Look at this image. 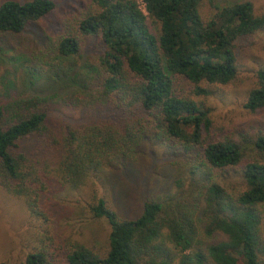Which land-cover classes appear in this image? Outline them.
I'll use <instances>...</instances> for the list:
<instances>
[{
	"label": "trees",
	"instance_id": "1",
	"mask_svg": "<svg viewBox=\"0 0 264 264\" xmlns=\"http://www.w3.org/2000/svg\"><path fill=\"white\" fill-rule=\"evenodd\" d=\"M203 1L89 0L48 48L65 64L50 73L67 88L0 106V185L45 222L57 202L44 196L51 200L59 187L77 191L108 169L133 174L151 160L149 146L179 160L173 194L159 199L147 188L134 217L118 216L100 197L87 205L110 226L104 253L47 231L24 264H260L264 130L239 142V133L213 124L202 98L209 85L237 77L239 41L264 33V13L234 2L205 19ZM53 8L54 0L2 2L0 35L26 31ZM89 43L93 51L80 66L67 63ZM41 70L29 67L37 79ZM51 103L87 112L92 121L58 124ZM245 107L264 110V69ZM27 137L39 150L20 148ZM237 166L235 185L222 173Z\"/></svg>",
	"mask_w": 264,
	"mask_h": 264
},
{
	"label": "rangeland",
	"instance_id": "2",
	"mask_svg": "<svg viewBox=\"0 0 264 264\" xmlns=\"http://www.w3.org/2000/svg\"><path fill=\"white\" fill-rule=\"evenodd\" d=\"M4 1L8 0H0V4ZM12 1L23 3L27 0ZM54 1L55 8L26 31L0 35V106L33 95L54 96L58 91L67 88L68 82L56 83L50 73L65 64L64 61L51 57L48 48L72 16L79 14L90 2ZM245 1L252 4L256 15L264 13V0H204L200 11L203 18L209 19L214 7L220 8L228 3ZM139 4L143 8L142 3ZM149 23H152L150 19ZM92 51L89 43L67 63L78 67ZM236 53L237 77L225 85H209L211 92L202 100L210 110L213 124L239 133L240 142L247 137H253L257 131L264 130V110L251 112L245 107L249 90L257 86V72L264 69V33H256L239 41ZM29 67L37 70L42 68L41 79H37L35 74L29 71ZM51 105L48 112L58 124L74 125L92 121L87 112L56 103ZM37 146L39 147V143L34 137H27L20 142V148L26 152H36L39 150L35 149ZM244 148L252 153L251 144L246 142ZM148 149L152 151L151 160H144L133 174L122 170L112 172L108 169L103 171V179L95 180L77 191L59 187L54 199L48 200V194L44 196L46 203H51L52 200L57 202L54 209L52 207L46 212L49 222L28 213L22 199L0 185V262L24 264L27 254L37 247L46 232L49 231L48 236L55 233V230L70 237L69 239L85 243L98 253H104L108 247L110 226L106 219L91 217L87 205L95 200L93 198H102L106 206L120 217H134L141 209V200L147 188L153 189L159 199L175 191L174 176L179 166H175V163L179 160L169 156L160 146H149ZM240 170V166H237L225 170L222 174L227 180L238 185L241 180ZM260 212L263 249L259 253V262L264 264V204L261 205ZM172 264H177V260Z\"/></svg>",
	"mask_w": 264,
	"mask_h": 264
}]
</instances>
